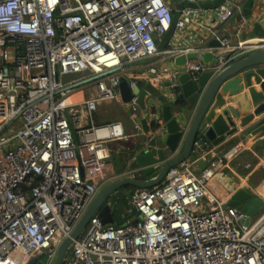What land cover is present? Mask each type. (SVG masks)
Masks as SVG:
<instances>
[{
    "label": "built area",
    "instance_id": "1",
    "mask_svg": "<svg viewBox=\"0 0 264 264\" xmlns=\"http://www.w3.org/2000/svg\"><path fill=\"white\" fill-rule=\"evenodd\" d=\"M247 1L226 0L208 15L201 7L179 10L173 37L200 25L202 15L208 33L193 46L159 53L177 0H0V264H28L46 251L54 260L95 198L118 178L117 154L109 144L127 139L126 127L97 125L94 114L111 103L139 119L136 98L127 104L120 93L121 78L130 80L132 91L137 86L128 67L163 55L174 62L199 54L211 40L222 46L210 48L223 51L219 71L264 51V43L233 45L221 35L222 24L233 17L246 25ZM209 69L199 64L189 72L199 77ZM108 72L95 82V98L76 101L70 87L84 79L72 78ZM174 77L167 88L170 105L181 97ZM162 120L160 112L149 120L150 142L167 135ZM203 143L200 137L198 152ZM244 149L243 143L234 146L201 175L186 162L160 186L135 189L129 219L105 229L94 216L64 264H264V208L246 227L240 209L224 208L209 192L226 163ZM141 172L133 159L125 174ZM205 199L209 210L203 209Z\"/></svg>",
    "mask_w": 264,
    "mask_h": 264
},
{
    "label": "water",
    "instance_id": "2",
    "mask_svg": "<svg viewBox=\"0 0 264 264\" xmlns=\"http://www.w3.org/2000/svg\"><path fill=\"white\" fill-rule=\"evenodd\" d=\"M225 1L217 0L199 6L187 2L180 3L173 13V26L159 43L158 52H164L170 45L176 30L179 10L197 7L217 9ZM254 5V0H248L245 4L244 14L253 10ZM208 46L210 48L222 47L216 40H211ZM197 56L196 53L187 56L181 55L175 59V63L183 65L196 60ZM156 59L153 57L142 60L133 66L148 64ZM217 65L218 61L216 60L212 68L201 73L199 77L193 76L192 72H184L174 77L172 81H178L181 96L186 102L183 107L179 100L175 105L169 104L166 91L171 85L170 81L163 86L147 82L144 85H137L132 91L130 80L126 77L121 78L120 93L123 102L129 104L136 98L144 116L137 122L142 125L145 131H149L147 125L152 115L160 112L162 121L167 128V135L161 140V145L164 147L144 149L134 157L135 164L142 169V177H124L126 164L121 159H117V174L123 178L108 185L99 193L74 232L59 246L53 264L65 263L71 245L85 232L94 216L99 218L105 229L119 227L114 205L118 194L125 188H130V190L156 188L176 168H181L186 162L195 163L197 161L196 142L200 137L213 142L217 137L222 140L225 135L238 129L235 120L240 118H242L241 125L247 128L248 137L256 136L261 132L263 134L261 136H264V116L260 117L264 113V105H260L264 99V51L251 53L227 66L223 71L215 70ZM108 75H110L109 72L80 81L72 85L70 89H79ZM245 85L249 87L248 92H243ZM256 87L259 88V91ZM227 104L229 107H226ZM255 107H257L256 110ZM257 117H260L258 121H256ZM155 173L157 175L150 178ZM226 207L240 209L246 217L242 224L249 227L263 210V202L255 192L242 189L232 196L224 208ZM129 208L132 209V205H129ZM132 213L138 215L136 210H133ZM48 255L49 252L46 251L44 256ZM42 257H34L28 264L40 261Z\"/></svg>",
    "mask_w": 264,
    "mask_h": 264
},
{
    "label": "crops",
    "instance_id": "3",
    "mask_svg": "<svg viewBox=\"0 0 264 264\" xmlns=\"http://www.w3.org/2000/svg\"><path fill=\"white\" fill-rule=\"evenodd\" d=\"M202 9V13L204 15H208L211 10H214L208 8ZM243 16L247 22L246 25L243 24L241 17H233L232 19L228 20V22L222 24L220 28L221 35L231 39V44L233 45H238L239 43H264V0H260V2L255 4L253 10L246 14H243ZM200 22V25L189 28L182 35L179 34V36L172 37L173 40L171 39V43L166 50H173L178 46H193L197 43L198 39L206 37L209 24L206 22L205 16L202 15ZM201 46L204 48V51L198 54L196 60L186 62L183 65H178L175 63V61H169L168 57L163 55L151 63L128 67L129 69L127 71L130 74V79L134 80L137 85H144L147 82H151L154 85L163 86L166 82L169 81V79H172L177 74L189 72L190 70H192V68L198 66L199 64L203 65L207 69H211L213 64H215L217 58H219L220 53H223V51L219 49L213 51L210 50L208 43H203L201 44ZM152 68L156 69V73L150 72ZM83 79L87 80L86 77L77 78V76L72 80L77 81ZM87 85L82 86L81 88H87ZM256 88L259 91V88ZM87 89H90V87H88ZM248 90L249 87L245 85L243 92H248ZM76 101L78 100L76 99ZM260 105H264V99ZM226 107H229V105L227 104ZM257 107H255L254 109L256 110ZM118 109L122 113H124L120 108ZM126 115L134 121V126L132 128H129V130L127 124H125L123 121H120L118 119L104 120L103 117L101 118L98 115V111L94 114V121L97 125H105L112 122H121L126 127L128 133L127 139L123 141L112 142L109 144L111 150H113L117 154V159H121L126 164L125 173L128 167L133 162L134 157L138 153L142 152L144 149H148L151 147H164L163 145H161V140L163 137H157L155 140L150 142L148 135L149 131H145L142 125L137 122V120H134L128 114ZM82 116L83 120H85L84 116L86 115ZM263 116L264 113L260 117ZM143 117V113L141 112L138 120L142 119ZM260 117H257L256 121H258ZM241 120L242 118L235 120V122L238 124V129L225 135L222 140L220 137H217L214 140L215 142L204 139L201 151L198 152V150L196 149L197 161L195 163H192L194 164L193 166L194 169H196V173L198 175H201L205 168L209 167L212 162L222 159L225 152H227L234 146L243 143L245 146L244 151L235 159L226 163L224 169L220 173H218V175L211 182L209 186V192L211 193V196L213 198H221L220 200L222 202V205L225 206L226 203L230 201L232 196L237 193V191L242 189H249L255 192L256 196H258L262 200L264 208V136H261L263 135L261 134V132L256 136L248 137L247 128L241 125ZM83 125L85 126L86 124L84 123ZM75 131L78 130L75 129ZM220 140L221 142L216 143ZM142 175L143 173L141 172L134 178L142 177ZM156 175L157 173H155L150 178H154ZM117 176L118 178L114 182L123 178L119 175ZM124 177H127L126 174ZM128 191L126 192V194L130 196V194H132L134 190H130L129 192ZM203 209H210V203L207 199H205L203 202ZM129 210L130 209L128 206V211ZM129 215L130 213L128 214L126 212H123V214L121 215V220L125 221L124 218L129 219ZM46 257L47 258L45 264L54 263L55 259L50 260L49 256Z\"/></svg>",
    "mask_w": 264,
    "mask_h": 264
},
{
    "label": "rangeland",
    "instance_id": "4",
    "mask_svg": "<svg viewBox=\"0 0 264 264\" xmlns=\"http://www.w3.org/2000/svg\"><path fill=\"white\" fill-rule=\"evenodd\" d=\"M177 4L180 3V0H177ZM81 77H87V74L77 76V78ZM76 78V77H75ZM73 79V78H72ZM95 82L92 84H88L86 87H90V89L87 88H79L76 89L74 92V96L78 101L86 100L95 98L97 96V90L95 87ZM94 94V95H93ZM119 107L116 104H105L103 106H100L98 109V115L103 119H118L120 121H123L125 124H127L128 130L129 128H132L134 126V121L127 116L126 114L122 113L119 109ZM109 110V111H106ZM129 199H131V195L129 196ZM126 213L129 214V211L127 210Z\"/></svg>",
    "mask_w": 264,
    "mask_h": 264
},
{
    "label": "trees",
    "instance_id": "5",
    "mask_svg": "<svg viewBox=\"0 0 264 264\" xmlns=\"http://www.w3.org/2000/svg\"><path fill=\"white\" fill-rule=\"evenodd\" d=\"M179 103H180V105L182 107L185 106V104H186V102H185V100H183L182 96L179 98ZM129 189L130 188H125L122 192H120L118 194L116 204L114 205V212L116 214V218L119 221V224L120 225L123 222H125V221L121 220V215L123 214V212H126L128 210V206H129V195L126 194V192ZM131 190H135V189H131ZM46 258H47L46 256H43L40 261L34 262L32 264H45Z\"/></svg>",
    "mask_w": 264,
    "mask_h": 264
},
{
    "label": "bare ground",
    "instance_id": "6",
    "mask_svg": "<svg viewBox=\"0 0 264 264\" xmlns=\"http://www.w3.org/2000/svg\"><path fill=\"white\" fill-rule=\"evenodd\" d=\"M74 98H76V97L74 96ZM206 168H208V167H206ZM206 168H205V169H206Z\"/></svg>",
    "mask_w": 264,
    "mask_h": 264
}]
</instances>
